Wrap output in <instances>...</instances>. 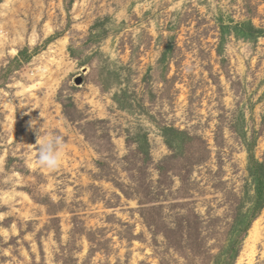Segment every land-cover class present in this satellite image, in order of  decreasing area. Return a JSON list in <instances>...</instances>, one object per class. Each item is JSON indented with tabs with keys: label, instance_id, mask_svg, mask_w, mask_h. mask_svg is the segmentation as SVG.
I'll return each mask as SVG.
<instances>
[{
	"label": "rangeland",
	"instance_id": "1",
	"mask_svg": "<svg viewBox=\"0 0 264 264\" xmlns=\"http://www.w3.org/2000/svg\"><path fill=\"white\" fill-rule=\"evenodd\" d=\"M256 222L264 264V0H0V264H247Z\"/></svg>",
	"mask_w": 264,
	"mask_h": 264
},
{
	"label": "clouds",
	"instance_id": "2",
	"mask_svg": "<svg viewBox=\"0 0 264 264\" xmlns=\"http://www.w3.org/2000/svg\"><path fill=\"white\" fill-rule=\"evenodd\" d=\"M34 121L32 126L35 127ZM37 131L38 143V164L50 171H54L61 167L63 155L67 148V143L62 134L52 131L41 132V128Z\"/></svg>",
	"mask_w": 264,
	"mask_h": 264
},
{
	"label": "bare ground",
	"instance_id": "3",
	"mask_svg": "<svg viewBox=\"0 0 264 264\" xmlns=\"http://www.w3.org/2000/svg\"><path fill=\"white\" fill-rule=\"evenodd\" d=\"M63 44H64V42H63ZM40 69H41V67H40ZM45 69L48 70L47 67H45ZM40 85H41V83H35L32 86L28 87L27 90L36 88V87H38ZM25 90H26V88H25ZM259 226H260L259 222H256L255 225H254L253 230L251 231L249 240H248L247 245H246V250H245L244 254L241 257L240 262L246 260L247 264H253L254 258H255V255H256V246H255V244H256V242H257V240L259 238Z\"/></svg>",
	"mask_w": 264,
	"mask_h": 264
}]
</instances>
